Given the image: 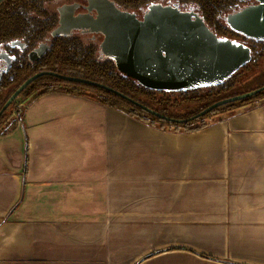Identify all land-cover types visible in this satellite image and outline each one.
<instances>
[{"label": "crops", "instance_id": "obj_1", "mask_svg": "<svg viewBox=\"0 0 264 264\" xmlns=\"http://www.w3.org/2000/svg\"><path fill=\"white\" fill-rule=\"evenodd\" d=\"M27 99L0 134V264H264V96L192 132Z\"/></svg>", "mask_w": 264, "mask_h": 264}, {"label": "water", "instance_id": "obj_2", "mask_svg": "<svg viewBox=\"0 0 264 264\" xmlns=\"http://www.w3.org/2000/svg\"><path fill=\"white\" fill-rule=\"evenodd\" d=\"M92 7L98 10V16H62L53 34L68 35L73 29L101 33L104 36L102 53L112 59L121 72L153 90L180 92L222 85L253 56V49L246 42L218 35L201 15L183 11L178 5L152 3L142 18L109 0H92ZM227 21L241 35L264 41V0L232 13ZM45 74L112 90L161 118L177 122L191 119L171 118L107 84L47 70L28 77L8 98L0 116L29 84ZM262 91L264 85L218 100L192 118Z\"/></svg>", "mask_w": 264, "mask_h": 264}, {"label": "trees", "instance_id": "obj_3", "mask_svg": "<svg viewBox=\"0 0 264 264\" xmlns=\"http://www.w3.org/2000/svg\"><path fill=\"white\" fill-rule=\"evenodd\" d=\"M36 0H3L0 3V41H5L16 36H27L32 42L42 39L58 22L56 18H29L20 17L19 12L27 11ZM123 8L135 10V8L152 2L168 0H116ZM178 2L193 3L197 11L208 25L220 36L236 38L243 42L247 37H233L234 33L220 29L224 20L219 16L228 11L227 3L230 0H177ZM220 17V18H219ZM226 31V32H225ZM240 35V34H239ZM251 61L241 67L224 84L212 87H203L187 91L172 92L165 90H153L141 85L135 78L121 72L112 59L100 61L96 57V47L92 44L83 45L74 39H61L48 52L47 58L36 66L17 68L15 74L0 84V110L11 94L31 75L40 71H55L64 75L87 78L107 84L141 103L157 110L171 118L189 119L177 122L156 116L145 110L138 104L124 98L118 93L92 85L89 83L67 80L55 75L45 74L29 84L19 95L27 98H37L40 95L53 90H64L77 94H83L98 101L123 110L158 129L174 132H192L201 130L226 117L235 115L236 106L256 101L264 96V91L252 97L228 103L213 109L211 112L192 118L218 100L247 92L264 85L248 88L247 83L240 79L241 75L252 66L257 68L259 61L264 58V43L255 42ZM260 71L255 75L258 76ZM254 76V77H255ZM18 97V98H19ZM18 98L0 116V134L10 129L13 122L6 127H1L6 120L9 110ZM29 100V99H28ZM224 111H226L224 113ZM222 112V113H220Z\"/></svg>", "mask_w": 264, "mask_h": 264}, {"label": "flooded vegetation", "instance_id": "obj_4", "mask_svg": "<svg viewBox=\"0 0 264 264\" xmlns=\"http://www.w3.org/2000/svg\"><path fill=\"white\" fill-rule=\"evenodd\" d=\"M109 1L122 10H128L118 4L116 0ZM259 1L260 0H230L227 3L228 11L219 15L221 19L224 20L220 23L222 24V27L219 28L226 31L228 30V33H234L233 37L238 38L243 36L230 27L227 17L246 6L257 4ZM152 3H149L146 6L144 4L135 8V10L128 11L134 12L139 18H142L145 11ZM156 3L178 5V8L183 11H195L200 15L197 11V7L193 3H180L177 0H168L166 3L157 1ZM83 14H89L94 17L98 16V10L95 7H92V0H36L34 5L30 6L27 11L22 10L19 12L20 17L45 19L56 18L58 22L42 39L33 42L24 35L0 41V84L10 78L12 74H15L17 68L36 66L39 62L44 61L54 44L61 39H74L78 43H82L85 46L92 44L96 47V57L98 60L104 62L109 59L102 53L101 50V42L104 38L101 33H94L82 29H73L68 35L53 34V31L60 26L62 16L77 17ZM245 41L251 47L256 44L255 42L264 43V41H254L249 38Z\"/></svg>", "mask_w": 264, "mask_h": 264}, {"label": "rangeland", "instance_id": "obj_5", "mask_svg": "<svg viewBox=\"0 0 264 264\" xmlns=\"http://www.w3.org/2000/svg\"><path fill=\"white\" fill-rule=\"evenodd\" d=\"M259 71H260V74L258 76H255ZM240 79H244V81L250 80V82L247 83L248 88L255 87L257 85H262L264 83V58L259 61L257 68H255V66H252L250 69L246 70L241 75ZM22 100H25L24 96H20L18 98L17 102L22 101ZM13 105L11 106V108L9 110V114L13 109ZM220 113H222V112H220ZM9 114H8L7 118L9 117Z\"/></svg>", "mask_w": 264, "mask_h": 264}, {"label": "built area", "instance_id": "obj_6", "mask_svg": "<svg viewBox=\"0 0 264 264\" xmlns=\"http://www.w3.org/2000/svg\"><path fill=\"white\" fill-rule=\"evenodd\" d=\"M28 106V99L25 98V100L19 101V102H15V104L13 105V109L9 114V117L6 119V124L12 123V122H16V121H21L23 113L25 111V109Z\"/></svg>", "mask_w": 264, "mask_h": 264}]
</instances>
